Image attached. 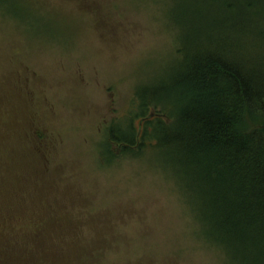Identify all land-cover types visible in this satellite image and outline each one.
<instances>
[{"label": "rangeland", "instance_id": "374dc122", "mask_svg": "<svg viewBox=\"0 0 264 264\" xmlns=\"http://www.w3.org/2000/svg\"><path fill=\"white\" fill-rule=\"evenodd\" d=\"M12 1L24 11L0 10V105L4 136L19 144L0 150V190L23 183L31 207L66 215L47 229L64 260L56 264H227L159 150L134 156L106 145L136 89L168 79L189 28L220 16L216 2ZM186 2L194 12L181 16Z\"/></svg>", "mask_w": 264, "mask_h": 264}, {"label": "trees", "instance_id": "16d2710c", "mask_svg": "<svg viewBox=\"0 0 264 264\" xmlns=\"http://www.w3.org/2000/svg\"><path fill=\"white\" fill-rule=\"evenodd\" d=\"M202 1L216 2L220 16L189 28L168 79L136 89L132 110L108 129L106 145L111 150L119 144L120 152L134 156L153 145L178 172L204 240L226 254L227 264H264V0ZM17 6L0 0V10L11 16H22ZM191 11L188 2L184 14L178 10L181 16ZM199 34L208 40L196 45L192 36ZM7 114L0 105L1 128ZM14 139L2 128L0 150L16 152ZM25 186L0 190V264L64 261L57 259L60 247L48 241L47 229L66 215L58 217L46 203L31 207ZM75 242V253H83Z\"/></svg>", "mask_w": 264, "mask_h": 264}, {"label": "flooded vegetation", "instance_id": "af4514ba", "mask_svg": "<svg viewBox=\"0 0 264 264\" xmlns=\"http://www.w3.org/2000/svg\"><path fill=\"white\" fill-rule=\"evenodd\" d=\"M141 124V122H140ZM121 149V146L119 144H117V150L119 151Z\"/></svg>", "mask_w": 264, "mask_h": 264}, {"label": "water", "instance_id": "95a60500", "mask_svg": "<svg viewBox=\"0 0 264 264\" xmlns=\"http://www.w3.org/2000/svg\"><path fill=\"white\" fill-rule=\"evenodd\" d=\"M142 123V122H141Z\"/></svg>", "mask_w": 264, "mask_h": 264}]
</instances>
